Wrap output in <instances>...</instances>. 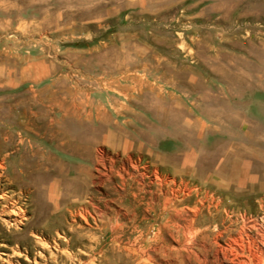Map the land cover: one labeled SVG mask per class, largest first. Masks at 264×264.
I'll return each mask as SVG.
<instances>
[{"label": "rangeland", "instance_id": "374dc122", "mask_svg": "<svg viewBox=\"0 0 264 264\" xmlns=\"http://www.w3.org/2000/svg\"><path fill=\"white\" fill-rule=\"evenodd\" d=\"M186 189L198 242L263 220L264 0H0V264L127 262Z\"/></svg>", "mask_w": 264, "mask_h": 264}, {"label": "bare ground", "instance_id": "6f19581e", "mask_svg": "<svg viewBox=\"0 0 264 264\" xmlns=\"http://www.w3.org/2000/svg\"><path fill=\"white\" fill-rule=\"evenodd\" d=\"M58 129L59 128H56L55 132H58ZM181 194L183 196L180 198L174 195L172 197H165L162 201L161 210L164 214L170 212V210L177 213L176 216L172 218L162 217L163 214H161L160 217L155 215V204L152 199H149L147 206L149 208L148 213H150L149 215L151 217L149 222L151 226L149 225L148 232H140L138 236L133 239L130 244V259L128 258L127 262H125L124 259H119L116 261V264H225L226 262L228 264L229 261L232 262L233 260H237L239 264H264V216L263 220L260 221L250 217H241V225L238 229L226 228L227 240L224 246L219 243L223 235L222 231L219 232L220 230H217L212 241L209 240V236H206L204 237V241L198 242L197 238L202 233L199 234L198 232H194L195 220L193 216L179 215L175 205L172 203V201L176 199L178 204H185L187 199L191 197V191L189 189L182 191ZM0 199H2V197H0ZM211 200L213 208H218L220 201L213 197ZM182 209L188 213L192 212L195 214L198 207H183ZM3 213L4 211L2 210L0 215L3 216ZM10 214L15 217H21L19 213L14 211ZM228 217L230 218V215H228ZM158 220H161V223L160 226L156 227L157 230L155 231V226H153V224L157 223ZM236 222L237 220L235 223ZM166 228L170 233H165ZM171 232L174 233L172 234ZM206 240L211 242L206 243ZM169 242L176 245H181L183 242H186V245H183L181 248L170 249L168 246ZM194 245L199 254L191 251ZM168 250L174 253V256L168 253ZM218 250L222 252L228 250L233 255L234 259L229 260L225 254H219ZM182 252H186L187 255L183 256L181 254ZM189 253H193V255L191 256Z\"/></svg>", "mask_w": 264, "mask_h": 264}, {"label": "crops", "instance_id": "0c3cea01", "mask_svg": "<svg viewBox=\"0 0 264 264\" xmlns=\"http://www.w3.org/2000/svg\"><path fill=\"white\" fill-rule=\"evenodd\" d=\"M131 86H118L115 90V92H119L122 94V98H127L129 100L134 99V95H132V93L130 94V90L128 88H130ZM114 99L117 102H113V110H114V114H115V118L114 119H135L134 116V110L129 109L124 103L125 102H121L120 99L121 97L119 96H114ZM126 100V99H125ZM88 102H85V104H81L80 105V117L79 120H89L90 119H97V121L100 122V124H104L106 123V118L104 117V114L100 111V110H96L98 111L97 114H95L94 112L91 113L90 117L87 115L89 113V111H87V105ZM76 112V111H75ZM85 113H87L85 115V117L83 118L81 115H83ZM94 113V114H93ZM117 123H119V121H116ZM116 124V123H115ZM116 129V128H115Z\"/></svg>", "mask_w": 264, "mask_h": 264}]
</instances>
